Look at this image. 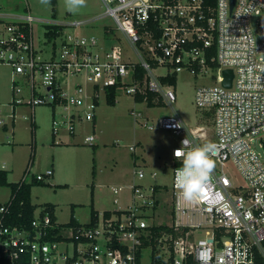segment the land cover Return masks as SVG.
Wrapping results in <instances>:
<instances>
[{
    "label": "built area",
    "instance_id": "2783aa9c",
    "mask_svg": "<svg viewBox=\"0 0 264 264\" xmlns=\"http://www.w3.org/2000/svg\"><path fill=\"white\" fill-rule=\"evenodd\" d=\"M102 3L101 17L111 18L116 25L105 26L104 32L121 33L138 53V62L124 61L117 45H105L97 52L96 39L84 37L67 38L59 59L42 60L34 47L35 22L64 27L63 36L67 27L81 29L90 21L64 25L31 14L0 12V64L12 70V103L54 109L64 105L65 111L83 107L84 118L71 114L63 123L72 131L77 119L95 121L99 97L101 93L106 97L109 87H124L133 97L154 92L172 106L176 93L164 78L184 68L194 77L217 70L219 83L200 86L195 93L196 106L213 115L211 142L220 146L213 155L215 169L198 198L185 200L174 185L175 169L182 166L174 150L186 136L193 145L206 143L198 141L204 128L191 131L176 114L161 117L157 128L179 137L172 152L171 191L154 184L146 194L142 186L133 185L134 197L126 211H116L120 213L109 218L99 214L96 225L64 229L56 235L49 213L42 215V211L35 212L33 232L10 225L9 199L0 204V264H264V0H235L233 7L232 0H215L214 7L206 6V0ZM213 47L216 53L209 59ZM138 67L143 77H137ZM159 67L169 72L159 77L155 73ZM227 70L233 74L229 88L223 85ZM70 75L90 84L92 94L78 83L70 96ZM23 90L28 98L21 94ZM53 126L55 133L61 124L54 120ZM256 139L259 148L253 145ZM230 164L242 183H234L227 175ZM135 174L145 178L144 170ZM52 175L48 171L34 179L44 181ZM26 180L27 174L22 184ZM157 210L165 216L163 223L154 222ZM200 231L205 238L197 239Z\"/></svg>",
    "mask_w": 264,
    "mask_h": 264
},
{
    "label": "rangeland",
    "instance_id": "374dc122",
    "mask_svg": "<svg viewBox=\"0 0 264 264\" xmlns=\"http://www.w3.org/2000/svg\"><path fill=\"white\" fill-rule=\"evenodd\" d=\"M104 11L102 0H87V7L77 14L66 10L64 0H50L49 5H42L40 0H0L2 13L31 14L64 25L90 21L89 26L81 29L67 27L65 34L57 39L46 36L50 30L47 25L35 22L32 27L34 47L42 60L49 61L54 56L59 59L64 40L84 37L96 39L94 49L97 52L105 45H117L122 49L124 61L138 62V53L121 33L109 35L104 32L105 26L116 27L111 18L101 17ZM168 72L164 67L155 69L159 77ZM69 79L67 93L70 96L75 94L78 83L92 94L90 84L73 75ZM219 81L220 71H208L206 75L194 77L190 69L184 68L172 85L176 93V102L172 106L164 104L150 108L147 102L138 103L132 95L126 94L124 87L117 89L116 105L111 106L101 93L95 121L77 119L75 129L70 131L69 124L63 123L69 121L71 114H81L84 118L83 107H70L65 111L64 105L54 109L51 106L33 108L28 104H13L12 70L8 65L0 64V170L8 172L9 183H19L28 168L27 184L32 183L37 175L52 171L54 175L33 185L31 201L37 206V214L44 205H54L57 222L61 225L69 223L72 217L81 224H88L93 212L126 211L134 197L133 185L142 186L146 194L149 186L154 184L166 186L168 191L172 189V152L179 144V137L157 128L159 118L176 114L189 130L204 128L199 142L213 140V115L196 106L195 93L198 87ZM21 94L28 98L27 90ZM138 114L141 116L137 117ZM54 120L61 124L55 133ZM149 125L155 128L150 130ZM88 137L94 140L87 142ZM253 145L259 148L258 139ZM132 147L135 151L131 150ZM138 170L145 171L144 179L135 174ZM226 171L234 183H242L231 164ZM115 190L119 192L116 194ZM11 194L10 186H0V204L8 202ZM154 215V222L165 221L162 211L157 210ZM196 237L203 239L205 234L200 231ZM68 254H73L71 244Z\"/></svg>",
    "mask_w": 264,
    "mask_h": 264
},
{
    "label": "trees",
    "instance_id": "16d2710c",
    "mask_svg": "<svg viewBox=\"0 0 264 264\" xmlns=\"http://www.w3.org/2000/svg\"><path fill=\"white\" fill-rule=\"evenodd\" d=\"M206 6H215V0H206ZM49 31L46 33L48 37H60L64 32V27L54 26L53 28L49 27ZM191 47V46H189ZM215 47H213L209 51V59L215 55ZM214 66V64H212ZM144 72L143 70L138 67L137 68V77H143ZM177 75H172L163 79L164 83H168L169 85H174L176 83ZM118 86H112L106 89V101L109 105L115 106L116 105V95H117ZM135 100L138 103L147 102L148 107H156V106H163L164 102L162 99H157V94L154 92L147 91L144 95L140 94L135 96ZM28 168L24 174L28 173ZM23 176V178H24ZM23 181V179H22ZM22 181L19 183H9L8 182V173L7 171L0 170V186H10L12 190V194L10 196L9 203L11 204V215L8 218V223L10 225H16L20 228L26 229L27 231L33 232L32 222L35 217V212L37 211V206L33 205L31 201V193L33 185L36 183V179L32 183L29 184H22ZM42 182L38 181L37 183ZM65 186V185H64ZM45 213H49L51 217L52 224L55 226V229L52 230V234L56 235L62 232L64 229H78V228H88L89 226L96 225L98 221V212H93L91 217V222L88 224H81L79 223L74 217L71 218L69 223L65 225H61L57 222V217L55 215V206L52 204H46L43 207L42 215ZM113 213H120V212H104V216L109 218L113 215ZM49 239V238H48ZM58 239H61L59 235Z\"/></svg>",
    "mask_w": 264,
    "mask_h": 264
},
{
    "label": "clouds",
    "instance_id": "9594fccd",
    "mask_svg": "<svg viewBox=\"0 0 264 264\" xmlns=\"http://www.w3.org/2000/svg\"><path fill=\"white\" fill-rule=\"evenodd\" d=\"M40 3L49 5L50 0H40ZM64 4L68 12L77 14L87 7V0H64ZM219 149L220 146L214 142L193 145L186 136L182 146L174 150V157L182 162V166L175 169L174 185L185 200L195 201L198 198L215 169L213 155Z\"/></svg>",
    "mask_w": 264,
    "mask_h": 264
},
{
    "label": "water",
    "instance_id": "95a60500",
    "mask_svg": "<svg viewBox=\"0 0 264 264\" xmlns=\"http://www.w3.org/2000/svg\"><path fill=\"white\" fill-rule=\"evenodd\" d=\"M234 3H235V0H232V7H233ZM225 73H226V77H225V80L223 82V85L225 87L229 88L232 85L233 74L230 70H227Z\"/></svg>",
    "mask_w": 264,
    "mask_h": 264
},
{
    "label": "crops",
    "instance_id": "0c3cea01",
    "mask_svg": "<svg viewBox=\"0 0 264 264\" xmlns=\"http://www.w3.org/2000/svg\"><path fill=\"white\" fill-rule=\"evenodd\" d=\"M134 100H135V97H134ZM136 101V100H135ZM8 173V172H7ZM54 175V174H53ZM56 215V214H55ZM79 222V221H78ZM80 223V222H79Z\"/></svg>",
    "mask_w": 264,
    "mask_h": 264
}]
</instances>
